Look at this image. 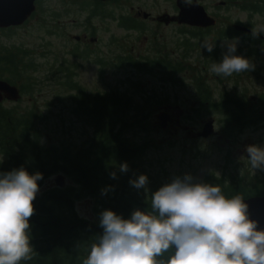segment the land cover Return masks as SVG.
<instances>
[{
	"label": "rangeland",
	"instance_id": "1",
	"mask_svg": "<svg viewBox=\"0 0 264 264\" xmlns=\"http://www.w3.org/2000/svg\"><path fill=\"white\" fill-rule=\"evenodd\" d=\"M201 1L205 5L210 2ZM241 1L228 3L225 8L219 10L221 19L215 25L212 24L211 32L201 39L196 36L190 38L194 43L192 48H187L181 42L184 37H190V33L187 32L189 28L180 24L157 25L148 19L144 23L149 29L142 32L127 31L120 28L117 25L119 22L114 19L92 20V17L89 19L85 17L87 12L94 11L95 8L90 0H37L34 14L29 21L18 26L0 28V58L4 52L6 56L13 55L15 60L21 59L17 64L21 73L14 75V80L8 79L9 71L0 69L3 79L13 81L21 89L20 92L18 88L20 97L17 100H8L6 97L0 100V111L5 109L26 118L32 112L34 127L40 134L41 142L46 144L69 143L74 146L71 149L75 151L95 142L93 140L95 127L92 121L82 116L79 110H75V101L70 94L76 90L72 88V84L64 81L68 80L69 76L64 75L60 69L65 61L71 64V60L78 59L63 52L68 46L62 44L69 39L66 36L68 32L72 34L79 32L72 19L77 23L84 16L86 21L88 19V24L94 21L98 24V36L107 41L109 64L100 67L88 60H82L81 65L72 66L71 71L74 72L72 80L80 84L90 95L98 93L107 97L112 93L118 97L127 96L128 99L124 102L126 107H123L127 126L122 129V133L136 142L148 139L152 143L141 157L140 163L153 178L155 177L154 180L161 182L162 179L164 184L167 180L171 181L177 177L182 179L189 175L195 183L203 182L207 174L222 175L227 179L232 177L233 172L243 176L245 154L239 149L247 136V130L242 129L241 133L237 131L238 133L230 135L233 143L231 145L226 143L225 146L232 147L233 154L228 157V161H224L221 150L224 139L215 135L226 136L223 129H220L225 126L222 115L213 111L208 103L205 106L201 105L202 100L196 87V76L200 75L201 81H205L204 84L211 93L213 102L233 96L243 100L247 98L250 110L253 107L259 108L261 102L259 94L264 90V75L261 76V69L259 71L256 68L248 72V75L243 72L234 73L229 77L217 76L210 72L207 51L201 48V43L205 40L210 42L223 26L243 22L254 31L264 28V12L243 10L239 5ZM138 5L145 11H152L154 15L163 12L164 9L171 11L175 0H117L104 3L96 9L101 12L133 14L137 12ZM140 17L142 18V15L137 18ZM153 34H156V37H153ZM250 34L256 43L248 46L260 50L259 53H254L252 58L256 55L263 59L256 58V61L261 60L255 62L258 66L264 62V33L256 37ZM70 40L74 42L72 37ZM229 44H235L234 54L238 55L237 47L244 44L243 37L235 35L221 39L219 45L222 55L227 52ZM95 45H92V49ZM128 53L132 56L146 54L149 59H158L163 64L182 62L184 64L181 66L184 67L182 71H178V66H175L176 68L170 66V71L177 70V76L182 77V82L174 84L175 82L160 79L162 72L157 67L139 70L131 65H118L117 59L125 57L124 55ZM61 59L62 62L59 63ZM195 108L199 109L201 115L195 114ZM162 111L170 114L165 126H161L157 117ZM210 118L214 121L213 131L205 137L193 136L192 132L200 130L203 123ZM260 124L261 122H258L248 127V140L251 145L264 146V128ZM0 157H3V153H0ZM59 173L48 177L39 191L56 185L55 178ZM63 175L64 185L69 184L70 178L64 173ZM242 180L244 182V177ZM147 181L145 192L151 189L149 187L151 180ZM248 182V188L253 183L259 187L264 183V171L252 170L249 162ZM75 206L79 214L91 221H99L94 213L92 198L79 199ZM137 209L148 212L136 206L132 209L130 217Z\"/></svg>",
	"mask_w": 264,
	"mask_h": 264
},
{
	"label": "trees",
	"instance_id": "2",
	"mask_svg": "<svg viewBox=\"0 0 264 264\" xmlns=\"http://www.w3.org/2000/svg\"><path fill=\"white\" fill-rule=\"evenodd\" d=\"M239 5L251 12H264V0H242ZM110 13L108 11V14ZM124 24L135 25L136 21L126 15ZM187 32L190 33V37H184L181 42L187 48H192L194 43L190 38L204 37L196 28ZM215 34L210 41L214 44L213 51L211 53L207 51V58L211 64L219 63L223 59L218 50L219 39L223 34L221 32ZM248 37V44L256 43L251 35ZM240 49L241 56H245L246 48ZM2 55L0 69L9 71L8 79L14 80L15 76L21 73L17 68L21 59L15 60L13 55L6 56L4 52ZM131 63L139 70L151 68L145 63L137 61ZM183 65L181 62L171 64L173 68L178 66V71L184 69L181 67ZM176 72L177 70L172 69L169 78V81L175 82L174 84L182 82V77H178ZM201 79L200 75L196 76L201 105L205 106L208 103L213 111L221 114L225 127L231 129L227 131L236 133L234 130L241 131L246 124L254 125L261 121L260 115H247L243 99L227 96L213 102L211 93L204 84L205 81L202 82ZM126 97L110 93L107 97L96 95L91 98L87 93H79L76 110H79L87 120L92 121L95 127L93 137L95 142L75 151L71 149L74 146L69 143L57 145L41 142L40 134L32 124L31 118H21L4 110L0 111V153H3V157H0V173L21 167L30 175L39 172L43 177L37 181L39 189L46 179L56 172H62L70 178L67 185L48 186L36 194L33 201L35 212L29 219L30 243L34 254L33 258L24 264H82L91 244L103 233L100 214L104 210H111L124 219L130 218V213L136 206L151 211L152 193L173 180H167L164 184L162 179L161 182L154 180L155 177L153 178L140 163L146 149L152 146L148 139L136 142L122 133V129L127 126L125 124L127 117L123 109L126 107L124 106L125 100L128 99ZM194 111L197 116L201 115L198 108ZM124 163L127 164V171L122 172L120 165ZM112 173H115V178L111 176ZM142 174L147 180H151L150 191L145 192V187L137 189L129 182ZM242 177L244 175L236 173L230 179L222 175L207 174L203 182L220 186L228 198L236 194L245 197L264 192V183L261 187L253 183L248 188ZM82 198H92L98 222L91 221L77 212L75 203ZM171 254L170 251L158 259L167 261Z\"/></svg>",
	"mask_w": 264,
	"mask_h": 264
},
{
	"label": "clouds",
	"instance_id": "3",
	"mask_svg": "<svg viewBox=\"0 0 264 264\" xmlns=\"http://www.w3.org/2000/svg\"><path fill=\"white\" fill-rule=\"evenodd\" d=\"M260 33L264 28L252 31L253 37ZM201 48L211 53L214 44L205 40ZM235 52V44H229L210 72L229 77L254 70L250 60ZM245 151L251 169L264 171V146L249 145ZM120 170L127 171V164ZM42 178L23 167L0 173V264H24L33 258L29 219ZM129 182L139 189L148 181L142 174ZM150 204L151 211L134 210L129 219L104 210L103 233L82 264H264V230L250 219L249 205L240 194L228 198L220 186L194 183L185 175L152 193ZM170 251L167 261L158 259Z\"/></svg>",
	"mask_w": 264,
	"mask_h": 264
},
{
	"label": "flooded vegetation",
	"instance_id": "4",
	"mask_svg": "<svg viewBox=\"0 0 264 264\" xmlns=\"http://www.w3.org/2000/svg\"><path fill=\"white\" fill-rule=\"evenodd\" d=\"M114 1H117V0H90V2H92L91 5L95 6V8H93L94 11H89L84 16L87 17L88 19L92 17V20H94V19L97 20L98 18L102 19V20L107 19V18L114 19L115 21L119 22V23H117V25L120 28L127 30V31L134 30L137 32H142L146 29H149L148 27H146V25L144 23L148 19L152 20L157 25H164V24L170 25L171 23H176V24H180L182 26H186V28H189V29H195L196 28L199 30V33H203V36H205V35H207V33L211 32V30L213 28L212 24L200 26V25H192V24L190 25L188 23H179V22L174 21V20L169 21V22H165L162 19H160L159 16H161L163 13H168V14L177 13L178 7L176 5V0H175V5L172 6L171 11L164 9L163 12L157 13L154 15L152 14V11H145L144 9H141L139 5L137 6V12L133 13V14H125L123 12L113 13L112 11L110 14H108V11L107 12H101V11H98L96 9L99 6L103 5L104 3H109V2H114ZM198 1L204 6L207 13L215 19V23L213 24V25H215L216 23H218L219 19H221L219 14H218V11L223 9V7L225 8V6L228 5V3L234 4L238 0H210V2L207 3V5H205V3H203L201 0H198ZM36 5H37V0L35 2V7H36ZM243 10L248 11V9H243ZM34 11H35V9H34ZM34 11L23 23H26L27 21H29V18H31V16L34 14ZM126 15L132 17L136 21V24L135 25L124 24V20H125ZM140 15H142V18L140 17V19H138L137 17H139ZM84 16L81 19H79V22H77V23H75V19H72V21H74V23H73L74 26H77V28H79V30H78L79 32H76L74 34L68 32L66 34V36H68L69 39H67V42H64L62 44V46H66V45L68 46V48H66V50H64L63 52H66L69 55L74 56L76 59L78 58L75 61L71 60V64H67L65 61V64H61V66H60L62 73L64 75L69 76L68 80H64V81L67 82L68 84H72L73 85L72 88L76 90V92H73L70 94V97H73L74 101H75V105H74L75 110L77 107V98H78L80 92L87 93L88 96L91 98H92V96H96L99 94L94 93V94L90 95L88 92H86L84 89L81 88L80 84H78L72 80V77H73L72 75L74 74V72L71 71L72 66L81 65L82 60H88L92 64L100 66V67H105L106 65L109 64L108 59H107L108 49H106L107 41L103 40L102 38H100L98 36V29H99L98 24L95 23V21L93 22L94 24L93 23L88 24L87 23L88 19L86 21V19H84L85 18ZM23 23H21V24H23ZM240 23L248 26L250 29H238L235 27L236 23H233V25L223 26L222 28H219V30L216 32V33L221 32L223 34V37L220 38L219 41L221 39H224L227 37H233L235 35L242 36L245 44L239 45L237 47L238 55L241 56V49H240L241 47H244V49L246 48V55L242 56V57L247 58V59L249 58L248 60H250V62L254 65V70L257 68L260 71V69H261V73H262L261 76H263L264 75V62H261L260 64H258V66L255 65V62H259L263 59L260 56H256V55H254L252 58V55L254 53H259L260 50H254V48L252 46L247 45L248 41H249L248 35H251L250 33H252V31H254V30L248 24H245L243 22H240ZM21 24H19V25H21ZM11 26H18V25H9L7 27H11ZM60 26H61V24H59L58 27H60ZM0 28H2V27H0ZM150 28H152V27H150ZM181 31L185 32V30H182V29H181ZM237 32H239V33H237ZM229 34H232V35H229ZM70 37H72L74 39V42H72L70 40ZM146 37H148V36H146ZM153 37H156V34H153ZM93 44H96L94 49H92ZM97 45H99V46H97ZM218 50H219L220 55L223 56L220 52V45L219 44H218ZM263 51H264V49H263ZM124 56L125 57L121 56L120 58L117 59L118 65L134 66L131 63L132 61H137L139 63H145L147 66L149 65L151 67L160 68L161 72H162V74L160 75V79L165 80V81H169L170 74H171V71H170L171 64H169L168 62H165L164 64L160 63L158 61V59H153V58L149 59L148 55H146V54H144L143 56H141V55L132 56L131 54L128 53ZM138 58H140V59H138ZM256 58H259L261 60L256 61ZM61 62H62V59L59 60V63H61ZM209 64L211 65L210 61H209ZM254 70H252V71H254ZM252 71H249V72H252ZM244 73H247V75H248V72H244ZM0 78H2V77L0 76ZM7 81L11 84L16 85L21 92V89L17 84H15L13 81H10V80H7ZM99 96L106 97L102 94H100ZM259 98H261V102L259 103V108L253 107L252 110H250L248 108V99L247 98L244 99L245 108H246L247 115H253V116H259L260 115L261 116L260 126L264 128V90H262L260 92ZM4 99H6V98H4ZM7 99L8 100H17V99H11V98H7ZM2 110L6 111L7 113H9L11 115H14L5 109H2ZM32 114L33 113L31 112V114L28 118H31V116H33ZM15 116H20L21 118H26V117H23L21 115H15ZM31 121H32V119H31ZM34 123L35 122L32 121V124L35 126ZM248 127H252V125L246 124L245 127L243 128V129L247 130V136H246L244 142L241 143V149H239L240 152H244V154H245V173H244V179L245 180H244V182L247 185V187H248V153L245 151V149L247 146L251 145V142L248 140ZM220 129H223V131L226 133V136H229V137H226V136H223L222 134H215L218 138L222 137L224 139L223 146L221 147V150L223 151L224 161H228V157H230L233 154V148L227 147V146H225V144L228 143L231 145L233 143V140H232L233 138H232V136H230V135H232V132L227 131V130H231L230 128H228V126H226V127L223 126ZM36 130H37V128H36ZM234 131L237 132L236 130H234ZM241 132H242V130L239 131V133H241ZM194 133L195 132H192V135ZM193 136H198V135H193ZM202 137H204V136H202ZM231 174L233 175L235 173L233 172ZM203 180H204V178H203ZM245 197H247V196H245Z\"/></svg>",
	"mask_w": 264,
	"mask_h": 264
},
{
	"label": "water",
	"instance_id": "5",
	"mask_svg": "<svg viewBox=\"0 0 264 264\" xmlns=\"http://www.w3.org/2000/svg\"><path fill=\"white\" fill-rule=\"evenodd\" d=\"M178 11L175 14L163 13L159 16L165 22L177 21L179 23H188L192 25L205 26L214 24L215 19L210 16L204 6L198 0H192L191 4H185L184 0H176ZM35 8V0H0V27L9 25H18L23 23ZM145 14V13H144ZM146 15V14H145ZM238 29H249L245 25L235 24ZM4 97L17 99L20 97L18 87L0 78V100ZM161 126H165L170 114L162 111L157 115ZM214 129L213 118L207 119L201 128L193 135L207 136ZM63 174L59 173L56 178V185L63 186ZM244 202L249 205L250 219L258 222V230H264V193L253 194L243 197Z\"/></svg>",
	"mask_w": 264,
	"mask_h": 264
},
{
	"label": "bare ground",
	"instance_id": "6",
	"mask_svg": "<svg viewBox=\"0 0 264 264\" xmlns=\"http://www.w3.org/2000/svg\"><path fill=\"white\" fill-rule=\"evenodd\" d=\"M191 25V24H190ZM7 98V97H6Z\"/></svg>",
	"mask_w": 264,
	"mask_h": 264
}]
</instances>
